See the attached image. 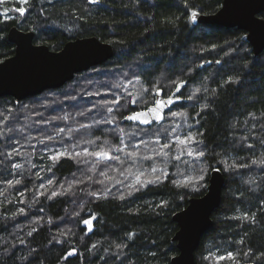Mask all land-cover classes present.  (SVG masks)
I'll list each match as a JSON object with an SVG mask.
<instances>
[{
	"label": "trees",
	"instance_id": "trees-1",
	"mask_svg": "<svg viewBox=\"0 0 264 264\" xmlns=\"http://www.w3.org/2000/svg\"><path fill=\"white\" fill-rule=\"evenodd\" d=\"M221 2L187 0L188 7L185 0L0 2V60L14 51L6 36L12 25L32 30L33 42L52 50L89 35L113 47L110 58L75 73L60 87L20 100L0 96V264H170L178 252L171 216L188 197L206 191L214 167L224 183L212 223L194 251L195 263L234 264L216 259L232 252L238 264H264V165L252 164L264 154V48L254 55L245 31L236 27L188 22L191 11L212 13ZM21 7L27 9L23 15ZM259 15L264 18V11ZM229 76H239V83L224 84ZM173 81H184L182 100L165 112L161 123L141 125L124 118L152 104L156 87L168 95ZM196 88L201 91L189 100ZM127 93L139 94L137 103ZM117 96L119 104L100 103ZM203 104L209 107L202 109ZM181 111L187 115L171 116ZM113 116L114 123H99L98 129L129 124L160 128L159 142L169 144L164 149L169 153L166 175L123 200L120 194L98 193L89 168L77 158L49 159L71 150L75 130L87 118L94 122ZM189 134L203 143L194 140L178 148L177 136ZM186 148L194 154L187 155ZM13 149L19 154L9 156ZM196 151L205 155L197 157ZM223 161L248 166L226 171ZM189 165L198 170L192 180L206 169L205 180L195 187L178 180L177 170ZM15 180L20 183L10 187L7 181ZM53 191L58 194L51 196ZM244 213L255 219L233 218ZM90 217L91 230L83 223ZM117 244L126 247L120 250Z\"/></svg>",
	"mask_w": 264,
	"mask_h": 264
},
{
	"label": "water",
	"instance_id": "water-1",
	"mask_svg": "<svg viewBox=\"0 0 264 264\" xmlns=\"http://www.w3.org/2000/svg\"><path fill=\"white\" fill-rule=\"evenodd\" d=\"M262 11L264 0H222L220 7L212 13L197 12L196 21L191 24H216L244 30L256 55L264 48V18L259 15ZM33 35L32 30H22L15 25L8 29L6 36L14 44V51L0 60V96L11 95L20 100L60 87L75 73L100 64L113 54L112 45L94 35L69 39L58 50H52L44 43H34ZM168 96H172L173 103L161 106L162 119L157 122L150 116V123H161L165 112L182 100L174 88L168 95L155 96L148 107L154 106L156 99L166 102ZM148 107L133 112L145 111ZM223 183L222 172L212 168L206 191L188 197L186 205L172 214L171 218L177 224L172 239L176 241L178 252L170 258V264H196L194 251L212 223L211 213L219 205Z\"/></svg>",
	"mask_w": 264,
	"mask_h": 264
},
{
	"label": "snow or ice",
	"instance_id": "snow-or-ice-1",
	"mask_svg": "<svg viewBox=\"0 0 264 264\" xmlns=\"http://www.w3.org/2000/svg\"><path fill=\"white\" fill-rule=\"evenodd\" d=\"M22 3H28L29 0H21ZM90 3H96L97 0H89ZM185 7H188L187 4V0H185ZM19 12L21 13V15H23L27 9L24 7H21L20 9H18ZM197 18V12L196 11H191L188 17V22L190 23H195ZM212 47H216L215 45H213ZM217 63H219V61H217ZM240 81V77L239 76H229L225 81L224 84H238ZM136 82L139 83L140 82V78L136 77ZM129 83H131V81H129ZM173 83L175 84V92L179 93L181 91V86L184 83V81H180L179 83L173 81ZM113 87H120L119 84L113 85ZM144 92H147L148 89H143ZM162 89L159 87L155 88V96L159 97L161 94ZM201 91L200 88H196L191 96H188L187 98L189 100L192 99V96L196 95L197 93H199ZM215 89L212 90L213 93H215ZM98 94V93H97ZM128 96L131 97V102L132 103H137V95H133L132 93H127ZM121 97L117 96V98L115 100L112 101H108V100H104L101 103V105H107V104H119ZM173 103V98L172 96H168L167 101H163L160 99H156L155 100V105L152 107H148L145 111H141V112H133L131 115L124 117L127 120H131V121H139L142 124H148L150 123L149 117L151 116L153 119H155L157 122H159L162 119V116L160 115L161 112V106H167L169 104ZM93 107H96V105H93ZM209 107L208 104H203L201 105L202 109H207ZM90 111V109H89ZM107 111L109 113H111L113 111L112 107H108ZM78 115H84L83 112L78 113ZM187 114L185 112H171V116L172 117H185ZM5 119H7V117H5ZM54 119H59V117L54 118ZM63 119H67V117H63ZM115 122V117L113 116L111 119L105 120V121H95V123L99 124V123H114ZM81 127H89V125H81ZM60 131H64L63 129H61ZM71 131V130H69ZM173 131H175V129H173ZM121 134L123 135L124 130L120 129ZM197 135L199 136H203V133H198ZM48 140L53 139L52 136H48L47 137ZM97 139H99V137H97ZM196 141L197 143H203L202 140H196V137L193 136L192 134H189L188 136H186L185 138L181 139L179 136H177L176 138V145L179 148L180 145H187L192 143L193 141ZM143 142V141H142ZM159 144V140L156 141ZM88 143H92V141H88ZM107 141H104V144L107 145ZM261 143H264V140L261 141ZM121 144H123V140H121ZM133 147H138V145H134ZM249 148H252L253 145L249 144L248 145ZM169 148V144L165 143L160 145L159 149H152V152L154 153V155L157 156H163L165 158L168 157L169 153L164 151V149ZM187 152V155L192 156L194 154V150L192 148H186L185 149ZM110 151H114V152H125V148L122 147H113L111 149H106L105 147L101 146L99 147V149L97 151H89L88 149H84L83 152H70L67 149L65 151L62 152H58L53 156H50L49 159H51L53 161V163L57 162L61 157H67V158H72V159H76L79 158L81 156H88V157H96L97 158V163H100L102 161L105 160H116V161H120L121 163H123L124 161H121V158L119 156H115V155H110ZM19 153L17 152L16 149H13L12 152L9 153V156L11 155H18ZM183 154V153H181ZM125 155L129 158L132 159L133 161V165H135V161L136 158L138 156V152L137 151H128L125 153ZM195 155L197 157H202L205 155V153L203 151H196ZM143 160H149L152 159V156H141L140 157ZM180 156L177 155L175 157V159H179ZM79 162V161H78ZM85 163L87 161H84ZM224 166H225V170H231V169H236V168H243V167H247V164H236V163H232L229 164L227 161H223ZM252 164H259V165H264V154H262V156L258 159H253L252 160ZM14 168H19L21 167L19 164H13ZM51 169H49L50 171ZM90 171H95V165H93V168L90 169ZM155 173H159L158 175H154ZM205 173H206V169H201V174L199 176H197L195 178V180H192L191 178L189 179V181L184 184L183 186L187 187V186H193L195 187L197 183L202 182L205 180ZM121 175H130L133 176L134 179L132 180V182L130 184H127L125 187L127 188V192H122L119 195V199L123 200L125 199V196L128 195H132L134 192L139 191L140 188L145 187V185L147 184H151V183H155V182H159V180L161 179V176L166 175V172H164L162 169H160L158 166L153 165L151 170L149 171L148 169H143L140 170L139 168L134 172L132 167L129 168H125L121 173ZM39 175V174H37ZM100 175L102 177H104L105 179H111V177L108 176L107 172H100ZM127 178V177H126ZM99 183L103 184L104 181H98ZM253 181L250 179L249 181H247V183H252ZM8 185L11 187L13 185V183L19 184L20 181L19 180H15V181H7ZM117 183H121V181H117ZM48 184L51 185L52 181L49 180ZM137 185L139 187H137ZM71 183H69V188H71ZM201 187L203 186V184L200 185ZM41 188H44V185L41 184L40 185ZM107 191V190H105ZM40 195H43V193H39ZM58 193L53 191L51 193V196H56ZM62 194V193H60ZM23 195V194H21ZM91 195H96V193H91ZM51 196L49 197V199H51ZM162 203H166V202H162ZM19 213H23L24 209L21 208L18 210ZM234 219H244V220H249L255 219V214H252L251 216L248 213H244L243 216H237V217H233ZM94 219V217H90L89 219H86L83 221V223L85 225H87L89 227V230H91V220ZM32 231H35V229H32ZM32 233L29 232L28 235H31ZM133 234H129V239H131ZM20 243H23V240L20 241ZM242 243V241H241ZM93 248L95 247V245L92 246ZM124 247H126V245L123 244H117L116 248L122 250ZM34 251V250H33ZM74 251V250H73ZM249 252H251V249H249ZM72 253L70 252L69 255H71ZM249 253H244V255H248ZM217 261L220 260H232L234 262V264H238V262H236L235 260V256L232 252H227L225 255L223 256H217L216 257ZM260 259H264V253H261Z\"/></svg>",
	"mask_w": 264,
	"mask_h": 264
},
{
	"label": "rangeland",
	"instance_id": "rangeland-1",
	"mask_svg": "<svg viewBox=\"0 0 264 264\" xmlns=\"http://www.w3.org/2000/svg\"><path fill=\"white\" fill-rule=\"evenodd\" d=\"M11 1V0H0V2ZM12 10V9H11ZM14 11V10H12ZM154 102V101H153ZM89 109V108H87ZM85 109V110H87ZM86 122L81 123L75 130V140L71 142V150H67L73 153L83 152L84 149H88L89 151H97L99 147L103 146L106 149H111L113 147H122L125 148V152H114L110 151V155L119 156L121 161L116 160H105L100 163H97L96 157H88L81 156L77 158L81 165L87 166L90 169L95 165V171L91 172L92 184L98 187L96 191L98 193H114L121 194L122 192H127V188L125 187L127 184H130L134 179L133 176L130 175H121L120 173L125 169L132 167L135 172L138 168L140 170L148 169L151 170L153 165L158 166L165 172L166 165L165 162L167 158L163 156L154 155L152 149H159V144L156 142L158 140V135L161 133V129H145L140 128L138 126L129 124V125H117L114 128L98 129V124L93 122L92 119L87 118ZM81 125H89V127H81ZM120 129L124 130L123 135L120 132ZM99 137V139H97ZM121 140H123V144H121ZM88 141H92V143H88ZM104 141H107V145L104 144ZM143 141V142H142ZM131 143H133L131 145ZM131 145V146H130ZM134 145H138V147H133ZM21 151V150H20ZM128 151H137L138 156L135 161V165H133V161L131 158L125 155ZM166 151V150H164ZM152 156V159L143 160L141 156ZM84 161H87L86 163ZM107 172L108 176L111 179H105L100 175V172ZM180 173V177L178 180L187 182L190 178H194V174L198 170H192L191 166L189 168L181 167L177 170ZM159 173H155L154 175H158ZM127 177V178H126ZM163 176H161L162 178ZM103 180L104 183L101 184L98 181ZM117 181H121V183H117ZM137 187H139L137 185ZM107 190V191H105Z\"/></svg>",
	"mask_w": 264,
	"mask_h": 264
}]
</instances>
